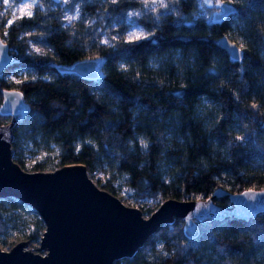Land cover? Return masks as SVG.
I'll return each instance as SVG.
<instances>
[{
	"label": "trees",
	"instance_id": "trees-1",
	"mask_svg": "<svg viewBox=\"0 0 264 264\" xmlns=\"http://www.w3.org/2000/svg\"><path fill=\"white\" fill-rule=\"evenodd\" d=\"M162 1L36 0L31 16L5 26L0 0V37L13 57L0 91L19 89L29 107L12 127L21 167L25 142L36 152L57 150L60 165L106 167L135 201L155 200L140 208L148 214L166 198H205L221 181L231 192L264 188V0H232L236 11L219 23L209 14L222 0ZM134 26L147 38L125 39ZM222 34L241 42V62L216 43ZM84 59L97 60V77L70 69ZM19 72L29 78L11 87L3 76ZM104 187L112 192L110 181ZM16 209L30 210L0 198V234L1 211ZM194 222V237L175 218L113 264H264V211Z\"/></svg>",
	"mask_w": 264,
	"mask_h": 264
},
{
	"label": "water",
	"instance_id": "water-1",
	"mask_svg": "<svg viewBox=\"0 0 264 264\" xmlns=\"http://www.w3.org/2000/svg\"><path fill=\"white\" fill-rule=\"evenodd\" d=\"M217 5L210 16L216 23L237 9L228 0ZM229 9L231 12H227ZM216 43L231 61L241 62L242 47L226 34L220 35ZM12 61L8 45L0 37V74ZM70 69L84 78L100 73L96 59L78 61ZM0 94V116L8 117L0 123V198L14 197L23 202L37 212L44 225L35 249L28 247V240H20L8 250L0 249V264H113L133 256L161 225L175 218L183 221L192 238L195 220H246L264 211V188L231 192L219 186L205 198H166L144 216L139 207L124 204L114 193L97 185L83 163L25 170L12 157V127L26 115L28 102L17 88H1ZM222 196H227L226 204L216 202Z\"/></svg>",
	"mask_w": 264,
	"mask_h": 264
},
{
	"label": "rangeland",
	"instance_id": "rangeland-1",
	"mask_svg": "<svg viewBox=\"0 0 264 264\" xmlns=\"http://www.w3.org/2000/svg\"><path fill=\"white\" fill-rule=\"evenodd\" d=\"M145 4L154 6L156 4H160L162 0H142ZM207 3H214L213 0H203ZM230 2L232 0H229ZM36 0H23V3H27L30 5L29 8L25 9L24 12H21L20 9L23 7V3L17 1L16 3H12V0H9L7 5L3 4L2 13H7V19L5 22V26L9 24V21H13L16 18L21 16H27L28 12L32 11V7L35 4ZM218 9V8H217ZM76 16V11L67 12L65 14V18L69 20V17ZM211 14H209V17ZM72 20V19H71ZM131 33L143 34L142 30L139 27H131L125 33V39L129 40V36ZM136 39L132 37V40ZM237 43L241 45V42L237 40ZM4 79L11 85V87H15V84L26 80L29 78V75L26 72H19L17 74L7 73L4 76ZM7 121V120H6ZM34 150V149H33ZM31 149V145L28 142L22 143L21 145V154L20 161L22 163V167L25 170L33 171L37 170V164H41L43 170L53 169L56 166H59V158L57 150L53 149L50 151L40 150L38 152L33 151ZM88 175L92 178L94 182L100 187L106 186V184L110 181V185L112 187V193H114L120 200L130 206H137L139 208H147L153 207L155 204V200L152 198L142 199L139 201H135L132 197V192L129 190L125 184V180L121 177H116L112 179L111 173L106 167L100 169H94L88 172ZM220 186L224 188H228L223 181L220 182ZM105 188V187H104ZM30 208V207H29ZM13 213H16L14 216ZM142 213L144 216L148 215V212L142 209ZM1 215L6 222V229L4 233L0 234V249L8 250L14 243L20 240H28V247L31 249H35L39 243L40 234L44 228L43 222L36 211L30 208L28 211L21 210H6L1 211ZM37 232V233H36Z\"/></svg>",
	"mask_w": 264,
	"mask_h": 264
},
{
	"label": "snow or ice",
	"instance_id": "snow-or-ice-1",
	"mask_svg": "<svg viewBox=\"0 0 264 264\" xmlns=\"http://www.w3.org/2000/svg\"><path fill=\"white\" fill-rule=\"evenodd\" d=\"M19 2L23 3V0H19ZM66 2H67V0H66ZM113 2H115V0H113ZM2 3L4 5H7L9 3V0H2ZM163 6L164 5L161 4V7H163ZM29 7H30V5H28L27 3H23V7L20 9V11L21 12H24V10L27 9V8H29ZM227 12H231V9L227 10ZM27 15L28 16H31L32 14H31V12H28ZM131 15H133V14L132 13H129V16H131ZM68 19H69V21H71V19H73V17H69ZM12 23H13V21H9V26ZM132 37H135L136 39H146L147 38V37L143 36V34L131 33L130 36H129V41L130 42L132 40ZM234 58H238V57H236L235 54H234ZM236 139L237 140H243V139H245V137L237 136ZM141 143L143 144V141H141ZM145 147H146V145H145ZM245 195H247V193ZM165 255H167V254L165 253Z\"/></svg>",
	"mask_w": 264,
	"mask_h": 264
}]
</instances>
